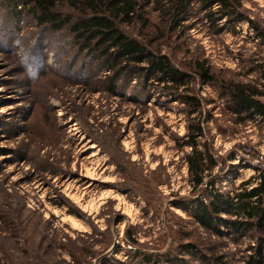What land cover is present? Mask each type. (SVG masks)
I'll list each match as a JSON object with an SVG mask.
<instances>
[{"label":"rangeland","instance_id":"rangeland-1","mask_svg":"<svg viewBox=\"0 0 264 264\" xmlns=\"http://www.w3.org/2000/svg\"><path fill=\"white\" fill-rule=\"evenodd\" d=\"M10 2L0 0V264H146L132 258L136 249L150 264H264L262 236L234 234L224 214L217 236L190 216L209 198L191 194L183 159L189 149L179 147L190 120L200 117L208 143L228 158L214 172V188L231 196L256 169L264 171V128L234 124L219 88L196 80L191 87L203 105L190 118L178 94L156 82L144 89L133 81L108 97L103 83L84 82L81 64L90 60L70 34L38 28L25 11L28 0ZM242 9L264 27V0H247ZM144 10L146 24L121 26L124 33L181 69L191 72L192 60L205 59L226 78H256L250 61L264 62V48L258 53L246 21L215 27L194 9L183 27L169 30L162 11ZM95 151L102 173L87 162ZM86 170L99 182L84 192L73 180ZM128 229L139 246L125 245Z\"/></svg>","mask_w":264,"mask_h":264},{"label":"trees","instance_id":"trees-1","mask_svg":"<svg viewBox=\"0 0 264 264\" xmlns=\"http://www.w3.org/2000/svg\"><path fill=\"white\" fill-rule=\"evenodd\" d=\"M63 1L67 0H28L25 11L38 28L71 35L79 54L85 53L90 60L81 64L80 70L87 74L84 82L93 87L103 83L100 90L108 97L125 92L133 81H139L144 89L153 82L162 84L171 95L178 94L190 118L199 115L203 105V100L194 95L191 87L192 80H196L199 84L219 88V98L225 100L227 110L236 117L234 124L243 125L251 120L264 128V62L250 61L248 74H255L256 78L247 82L221 76L205 59L192 60L188 66L191 72H186L174 60L153 50L150 43L127 36L121 27L145 25L144 9L154 6L162 11L165 26L169 30L177 29L184 26L196 9L205 23L215 27L221 20L246 21L254 32L259 53L264 48V27L245 17L242 4L247 0H68V7L62 5ZM102 73L108 74L101 80L98 77ZM186 129V140L179 147L189 149L183 158L187 165V183L191 194L202 192L209 198L207 203L198 201L190 216L206 232L222 236L218 229L223 222L220 216L224 214L230 218L228 227L234 234L255 232L264 239V171L256 169L257 175L240 183L231 196L220 194L214 188L219 179L214 172L220 173L228 158L217 156L208 143L200 117L191 119ZM83 132L91 137L87 130ZM124 235L126 246H139L135 232L128 229ZM132 258H140L146 264L153 260L137 249Z\"/></svg>","mask_w":264,"mask_h":264},{"label":"bare ground","instance_id":"bare-ground-1","mask_svg":"<svg viewBox=\"0 0 264 264\" xmlns=\"http://www.w3.org/2000/svg\"><path fill=\"white\" fill-rule=\"evenodd\" d=\"M71 130H73V129H71ZM85 138H83V137H81L80 138V145H81V147H86V145L89 143V141L88 140H86V142H85V140H84ZM90 148H92V149H94L95 147H93L92 145H90ZM96 157H97V153H96V151L95 152H91L90 153V155L87 157V162H89V164H95V163H97V165H96V167L94 168L96 171H98V173L99 172H101L102 173V170H103V172L107 169V168H103L102 167V165H100L99 164V162L98 161H96ZM86 161V160H85ZM102 164V163H101ZM95 171V172H96ZM85 174H83V175H79V177H80V179L79 178H75L74 180H73V183L75 184H78V186L80 187H82V191H84V192H87L88 191V189H90V188H92V187H95L96 185H97V182H99V179H96V178H93L92 176H91V174L89 173V171L88 170H86L85 172H84ZM96 176V175H95ZM35 180V179H34ZM37 180V179H36ZM38 181H40V180H38ZM44 181V180H43ZM104 181V180H103ZM36 182V181H35ZM45 182V181H44ZM60 183V182H59ZM73 183H72V185H73ZM63 184V183H62ZM38 189H40V190H43L42 189V186L40 185V186H38ZM37 190V189H36ZM70 190V189H69ZM63 193V192H62ZM67 197H69L68 195H66ZM75 198V197H74ZM72 198H71V196L69 197V200H71ZM75 202V201H74ZM77 204V203H76ZM85 210H86V207L85 208H81L80 206H78V211L79 212H85ZM81 214V213H80ZM69 222L71 223V225L73 226V227H76L77 225H78V222L75 220V219H70L69 220Z\"/></svg>","mask_w":264,"mask_h":264},{"label":"built area","instance_id":"built-area-1","mask_svg":"<svg viewBox=\"0 0 264 264\" xmlns=\"http://www.w3.org/2000/svg\"><path fill=\"white\" fill-rule=\"evenodd\" d=\"M262 101H264V96H263V99H262Z\"/></svg>","mask_w":264,"mask_h":264}]
</instances>
